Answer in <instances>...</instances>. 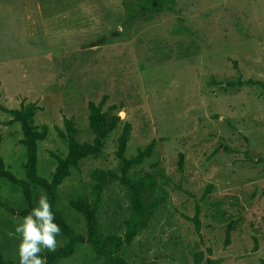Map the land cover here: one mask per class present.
I'll return each instance as SVG.
<instances>
[{
    "label": "rangeland",
    "instance_id": "obj_1",
    "mask_svg": "<svg viewBox=\"0 0 264 264\" xmlns=\"http://www.w3.org/2000/svg\"><path fill=\"white\" fill-rule=\"evenodd\" d=\"M127 1L0 0L5 163L26 178L21 125L4 123L22 99L42 106L32 123L50 126L38 148V171L49 178L56 165L51 151L68 150L54 125L64 128L63 116H72L76 139L91 141L88 101L107 94V120L116 110L121 120L102 150L83 158L59 185L55 208L67 222L86 233L84 217L69 199L88 192L94 168L120 172L115 150L130 121L127 156L156 139L153 154L130 173L138 178L163 171L159 183L166 198L119 254L129 264H210L208 257L213 264H264V88L237 83L264 82V0H174L149 19L146 11L130 15ZM111 103L119 109L109 110ZM31 188L37 206L45 190ZM0 200L8 206L0 205V252L19 263L15 228L24 217L17 211L27 203L20 187L1 176ZM197 208L200 232L191 219ZM130 209L127 187L109 179L97 213L103 240L125 231ZM66 240L63 233L57 236L56 250ZM193 252L203 254L200 262ZM51 264L116 262L112 253L98 254L79 242L71 255Z\"/></svg>",
    "mask_w": 264,
    "mask_h": 264
},
{
    "label": "trees",
    "instance_id": "obj_2",
    "mask_svg": "<svg viewBox=\"0 0 264 264\" xmlns=\"http://www.w3.org/2000/svg\"><path fill=\"white\" fill-rule=\"evenodd\" d=\"M174 0H129L126 2L127 10L131 14L143 13L146 11L147 19L151 18L152 14L158 13L164 9L166 5L173 4ZM145 8V9H141ZM236 64V62L234 63ZM237 83L245 84H260L264 88V82L253 78L238 79ZM1 84V83H0ZM1 96V89H0ZM108 98L107 94H103L102 98L96 102L94 100L88 101V121L94 132V137L91 141H78L75 137L77 132L74 117L63 116L64 128L55 124L54 128L62 138L68 140V150L65 154H59L51 151V155L56 158V165L48 178L43 176L38 171V148L39 141L44 140L50 130L47 123L34 124L32 118L36 111L42 106L37 101L21 100L20 106L9 109L12 117L5 120V124H11L18 121L21 125L22 136L19 142L26 147L27 159L23 164L26 172V178H18L5 163L0 153V176L16 183L23 192L26 200V207L17 211L19 215L25 217L31 210L36 207L33 204L32 185H37L44 188L48 200L51 204V210L55 215V222L60 225L61 233H63L67 240L55 251L42 250L41 255L46 258V263L51 264L57 259L71 255L75 246L79 242L90 243L92 248L98 254L112 253L116 264H129V262L119 254L120 247L123 244H130L135 236L138 234L140 228L148 224V216L165 201L166 191L161 185L159 176H165L163 171L158 173L146 172L141 177L136 178L130 172L137 166L142 164L146 158L150 157L156 147V139H152L145 146H140L132 156L126 155V148L131 132V122L125 121L122 127L121 134L117 140L116 156L121 160L122 165L120 172L113 169H104L102 167L94 168L90 173L89 190L84 195L77 198H70L69 204L84 217L86 224V233L75 230L64 218L62 213L55 208L57 201V190L59 185L71 174L72 167H78L80 161L93 154H97L102 150L104 139L107 135L115 129L120 122V117L116 112L107 120L106 112L103 109L104 104ZM118 104L111 103L107 106L109 110L119 109ZM123 113V112H122ZM104 125V122H106ZM184 156L179 154L178 166L183 169ZM109 179H118L125 185L130 194V213L126 219V229L122 234H112L109 241L102 239L99 226L100 221L97 213L103 200V191ZM210 186L207 187V191ZM150 193V200L145 199V194ZM0 205L8 209L5 202L0 200ZM200 210L197 208L195 215L191 218L194 222L196 231L200 232L201 224L199 218ZM232 225H228L226 232L225 244L230 240V229ZM257 249V246H254ZM194 260L198 263L202 260L203 254L201 252H193ZM210 264L214 263V259L208 257ZM0 264H19L13 259H7L0 252Z\"/></svg>",
    "mask_w": 264,
    "mask_h": 264
},
{
    "label": "clouds",
    "instance_id": "obj_3",
    "mask_svg": "<svg viewBox=\"0 0 264 264\" xmlns=\"http://www.w3.org/2000/svg\"><path fill=\"white\" fill-rule=\"evenodd\" d=\"M55 219L47 194L42 192L37 206L15 228V233L20 237L19 264H46L42 250L55 251L57 236L61 234L60 225Z\"/></svg>",
    "mask_w": 264,
    "mask_h": 264
}]
</instances>
